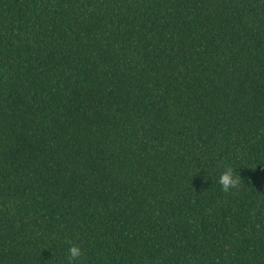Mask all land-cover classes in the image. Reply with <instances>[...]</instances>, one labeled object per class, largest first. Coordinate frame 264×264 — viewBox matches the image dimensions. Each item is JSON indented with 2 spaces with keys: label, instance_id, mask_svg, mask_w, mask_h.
Instances as JSON below:
<instances>
[{
  "label": "trees",
  "instance_id": "trees-1",
  "mask_svg": "<svg viewBox=\"0 0 264 264\" xmlns=\"http://www.w3.org/2000/svg\"><path fill=\"white\" fill-rule=\"evenodd\" d=\"M73 245L264 264V0H0V264Z\"/></svg>",
  "mask_w": 264,
  "mask_h": 264
},
{
  "label": "clouds",
  "instance_id": "clouds-1",
  "mask_svg": "<svg viewBox=\"0 0 264 264\" xmlns=\"http://www.w3.org/2000/svg\"><path fill=\"white\" fill-rule=\"evenodd\" d=\"M219 184L222 187V190L225 192L229 191L230 189H233L236 187L237 184V178L234 174V169L231 167L226 168L219 177ZM68 254L71 258V261L76 260L81 255V250L78 246L73 245L68 249Z\"/></svg>",
  "mask_w": 264,
  "mask_h": 264
}]
</instances>
